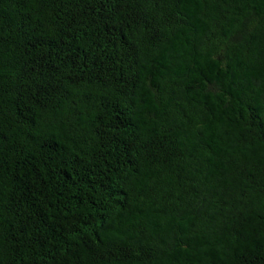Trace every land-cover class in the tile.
I'll use <instances>...</instances> for the list:
<instances>
[{"label":"trees","instance_id":"16d2710c","mask_svg":"<svg viewBox=\"0 0 264 264\" xmlns=\"http://www.w3.org/2000/svg\"><path fill=\"white\" fill-rule=\"evenodd\" d=\"M0 264H264V0H0Z\"/></svg>","mask_w":264,"mask_h":264}]
</instances>
